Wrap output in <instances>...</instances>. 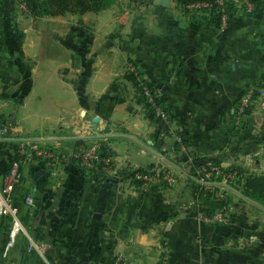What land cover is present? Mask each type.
Returning a JSON list of instances; mask_svg holds the SVG:
<instances>
[{
	"label": "crops",
	"instance_id": "1",
	"mask_svg": "<svg viewBox=\"0 0 264 264\" xmlns=\"http://www.w3.org/2000/svg\"><path fill=\"white\" fill-rule=\"evenodd\" d=\"M21 2L0 1V130L68 155L100 144L112 166L91 174L72 157L53 171L26 161L14 194L24 232L7 253L12 220L0 215V264L117 255L131 264H264V221L249 211L256 202L213 182L231 200L229 222L204 223L191 172L194 157L247 161L250 131L264 130V95L247 132L232 122L245 92L264 91V9L237 8L223 23L173 0H108L99 12L34 18ZM143 82L159 91L169 121L148 110ZM11 150L0 148V182ZM137 172L157 179L138 187Z\"/></svg>",
	"mask_w": 264,
	"mask_h": 264
},
{
	"label": "built area",
	"instance_id": "2",
	"mask_svg": "<svg viewBox=\"0 0 264 264\" xmlns=\"http://www.w3.org/2000/svg\"><path fill=\"white\" fill-rule=\"evenodd\" d=\"M227 3H230V5H233L236 9L241 8L246 14L251 15L256 13L254 4L248 0H215L213 2L190 4L186 6L185 9L192 12L209 11L211 15L214 16V14H212V9L216 6V14L220 16V21L226 23L236 10ZM22 8L25 12H28L27 5L24 2L22 3ZM128 71L132 74H138L137 67L134 64L128 66ZM140 88L141 94L146 99V104L153 115L160 120L169 121L170 115L162 103V97L159 91L155 90L146 82H143ZM258 94L261 98V96L264 95V91L260 89L259 86H256L249 89L238 99L233 112V122L237 128L247 119L249 111L255 106L256 101H258L255 98ZM261 105H264V102H261ZM2 140H11L20 143L18 155L14 156V160L9 165L8 173L5 175L0 185V215L10 217L12 220V227L8 235L6 246V251L8 253L10 247L15 244L18 234L24 232V226L19 217V210L15 205L14 194L24 182V165L26 161H39L43 163L48 170L53 171L65 160L72 157L85 172L96 174L108 172L112 166V158L105 155L107 149L96 143L78 144L68 155L53 148H48L35 139L27 140L20 137H4ZM219 171V166L209 163L207 167H203L199 170L197 175H193L192 178L199 186H208L213 182H217L212 181V179H215V174H220ZM156 178L155 175H149L148 173H137L135 175L136 180H141L145 183H153ZM25 202L29 206H34V196L28 195ZM197 207H200V205L198 204ZM229 211V207L225 206L213 215H208L200 208L198 210V218L200 221L210 225H227L229 222ZM46 264L50 263L47 262ZM112 264H131V262L125 255H117L112 259Z\"/></svg>",
	"mask_w": 264,
	"mask_h": 264
},
{
	"label": "trees",
	"instance_id": "3",
	"mask_svg": "<svg viewBox=\"0 0 264 264\" xmlns=\"http://www.w3.org/2000/svg\"><path fill=\"white\" fill-rule=\"evenodd\" d=\"M1 1V0H0ZM175 1L180 7L183 9L186 8V6L194 3H201V2H213L215 0H173ZM255 6V11L260 12L264 9V0H248ZM27 5L28 12L34 17V18H40L45 16H60V15H66V14H79L83 15L87 12H99L103 10L108 3V0H22ZM230 5V3H227ZM230 7L234 8L233 5H230ZM216 6L212 9V14H214V17L218 20H220V16L216 14L217 12ZM130 77L132 80L135 78L130 73ZM257 100H259L260 96L259 94L255 96ZM163 103V101H162ZM254 107L249 111V115L245 122L237 128L234 125L233 118V126L236 130L239 131H248L250 127V121L252 118V111ZM233 117V115H232ZM77 145V144H76ZM10 147L13 151V156L10 159V163L14 160V156L18 155L20 143L17 141H11V140H1L0 139V148ZM106 156H110L109 151L107 150ZM209 163H212L216 166L221 167V165L218 162L212 161L206 157H194L193 158V168L191 170L193 175H197L199 170H201L203 167H207ZM9 165L7 166L6 173H8ZM229 171H233L234 173H237V175H242V177L239 179L238 184H242L244 179H246L245 185L243 184V189L240 190L243 195L248 197L249 199L257 202L258 204L264 206V175H254V176H246L244 169L241 167L231 165L229 167ZM149 175H155L148 173ZM218 179V177H215ZM244 178V179H242ZM134 182L138 187H141L145 184L144 181L136 180L134 178ZM242 182V183H241ZM153 187L155 184H151ZM194 189L196 193L197 203L200 205V207H196V210L198 211L200 208H202L206 214L213 215L215 212L221 210L223 207L230 206L231 200L227 197L221 198L216 195L214 191H205V189L201 188L198 184H194ZM230 213V211H229ZM113 259V258H112ZM112 259L107 261L105 264H112Z\"/></svg>",
	"mask_w": 264,
	"mask_h": 264
},
{
	"label": "rangeland",
	"instance_id": "4",
	"mask_svg": "<svg viewBox=\"0 0 264 264\" xmlns=\"http://www.w3.org/2000/svg\"><path fill=\"white\" fill-rule=\"evenodd\" d=\"M21 3H23V2H21ZM140 92H141V90H140ZM142 98L144 99V102L146 104V99L143 96H142ZM146 106H147V104H146ZM147 108L150 111V108L148 106H147ZM151 114H153V113L151 112ZM9 132L10 131H8V133H7V132H3L0 130V139L2 140V139H4V137L16 138L19 136V135H13V134L10 135ZM249 140H251V142L249 143V145H250L249 147H250V153H252V155L249 153L250 155L248 156L247 161L237 162V163H234V165L241 167L242 169L247 171V173L244 174L245 177L246 176H254V175H264V130L257 128L253 131H250V139ZM229 167H231V166H222L221 165L220 171H219L220 174L219 175L215 174V177H218V179L215 178V179H212V181L221 182L227 188L231 187L233 189H236L237 191L242 190L243 184L245 185L246 179L242 178V179H244L243 180L244 182L243 183L241 182L242 183L241 185L238 184L239 179L242 177V175L239 176V175H237V173H234L233 171H229ZM137 173H140V172H137ZM155 173H163V172L160 171V172H155ZM213 173H217V172H213ZM1 184H2V181L0 182V185ZM201 187L203 189H205V191H213V188H214V186H212V185H210L211 189L210 188L208 189L207 187H209V186H207V185L201 186ZM238 199H240V198L238 196H235L234 201H238ZM231 206H232V203H230V206H229L230 211H231ZM249 209H250L249 211H250L251 219H255L257 217V218H260L262 221H264V206H262L256 202L255 204L252 203L251 206H249Z\"/></svg>",
	"mask_w": 264,
	"mask_h": 264
},
{
	"label": "water",
	"instance_id": "5",
	"mask_svg": "<svg viewBox=\"0 0 264 264\" xmlns=\"http://www.w3.org/2000/svg\"><path fill=\"white\" fill-rule=\"evenodd\" d=\"M43 172H44L43 170H42V171H40V172H38L37 176H38V175H40V174H42Z\"/></svg>",
	"mask_w": 264,
	"mask_h": 264
}]
</instances>
